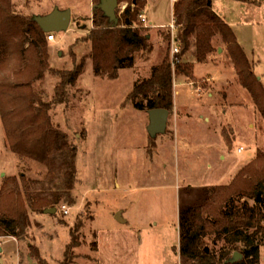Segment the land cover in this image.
<instances>
[{"label": "rangeland", "instance_id": "374dc122", "mask_svg": "<svg viewBox=\"0 0 264 264\" xmlns=\"http://www.w3.org/2000/svg\"><path fill=\"white\" fill-rule=\"evenodd\" d=\"M219 1L216 10L234 23L264 84V22L253 25L264 19V0L258 9L236 0ZM14 2L18 12L33 17L55 7L71 9L68 30L48 34L55 35L48 40L49 61L53 67L80 64L84 50L74 43L91 31L94 0ZM175 3L148 0L144 14L150 26L144 29L154 50L148 57L138 54L136 63L116 78L96 74L91 56H83L86 68L70 88V101L50 112L54 126L78 148L77 176L70 189L74 202L63 200L54 214L30 210L27 238H0V264H65L74 235L80 244L69 264H186L179 253L182 212L189 219L191 209L208 196L207 188L231 183L258 150L264 151V118L241 85L220 35L213 39L208 62L197 61L193 49L181 57L194 62L195 80L181 84L184 80L174 75V107L164 133L153 137L147 128L148 108L137 109L128 101L134 84L151 76L169 50L173 59L166 36ZM126 6L119 2L116 10L121 13ZM57 83V77L47 74L44 87L53 94ZM48 172L45 164L20 157L9 147L0 112V188L8 177L20 181L23 174L31 182ZM260 257L258 264H264V246Z\"/></svg>", "mask_w": 264, "mask_h": 264}, {"label": "trees", "instance_id": "16d2710c", "mask_svg": "<svg viewBox=\"0 0 264 264\" xmlns=\"http://www.w3.org/2000/svg\"><path fill=\"white\" fill-rule=\"evenodd\" d=\"M101 2L94 0L91 31L74 46L81 44L84 55L91 56L96 74L114 79L121 69L136 63L138 54L148 57L154 50L140 19L148 0H119L127 6L121 13L116 10L114 19L102 10ZM173 15L179 54L170 59L169 50L153 67L151 76L134 84L128 101L132 99L140 110L165 107L170 111L174 107V75L195 80L194 62L181 57L193 49L197 61L208 62L215 50L213 39L220 35L241 85L251 93L255 109L264 118L262 79L255 74L233 27L214 10L213 0H177ZM48 34L33 16L18 12L14 0H0V112L8 144L15 154L37 160L49 170L44 179L31 182L23 174L20 181L14 177L4 180L0 188V238H27L32 224L30 210L44 212L63 200L74 202L70 189L77 176L78 148L54 126L50 112L70 101V88L78 84L86 61L83 55L75 68L65 63L53 67ZM171 36H166L170 42ZM47 74L59 81L53 94L44 87ZM139 97L147 104L136 100ZM31 186L34 192H30ZM207 193L191 209L189 219L184 220L182 212L179 253L186 264H258L264 246V151L258 150L231 183L209 187ZM79 244L74 235L65 264L71 263V252ZM236 251L243 257L232 263Z\"/></svg>", "mask_w": 264, "mask_h": 264}, {"label": "water", "instance_id": "95a60500", "mask_svg": "<svg viewBox=\"0 0 264 264\" xmlns=\"http://www.w3.org/2000/svg\"><path fill=\"white\" fill-rule=\"evenodd\" d=\"M119 0H102L101 8L107 13L111 19L117 17L116 9L118 7ZM34 19L37 21L41 29L45 32H58L61 33L68 30L72 21V11L69 8L59 9L55 7L52 11L46 13V15H35ZM149 112V133L155 137L160 133H164L167 130V125L171 111L167 108H151L147 110ZM57 207H51L44 210V213H56ZM2 251V248H0ZM242 253L236 251L230 262L234 263L242 259ZM37 264V263H35Z\"/></svg>", "mask_w": 264, "mask_h": 264}, {"label": "built area", "instance_id": "2783aa9c", "mask_svg": "<svg viewBox=\"0 0 264 264\" xmlns=\"http://www.w3.org/2000/svg\"><path fill=\"white\" fill-rule=\"evenodd\" d=\"M174 1H177V0H174ZM140 19H141V22H142L144 27L149 26L148 18L145 14L141 15ZM169 28H171V35H172L171 36L172 54H173V59H175L176 54H179V52H180V46L177 44V39H176L177 27H176L174 18H173V23L170 25ZM54 38H55L54 33H52L48 36L49 40L54 39ZM199 91H200V89H199ZM62 208H63L64 212L67 214L68 209H66V206L63 205Z\"/></svg>", "mask_w": 264, "mask_h": 264}, {"label": "crops", "instance_id": "0c3cea01", "mask_svg": "<svg viewBox=\"0 0 264 264\" xmlns=\"http://www.w3.org/2000/svg\"><path fill=\"white\" fill-rule=\"evenodd\" d=\"M236 1H238V2H240V3H242V4H245L244 6L250 4V5L253 6V8H257V9L259 8L260 3H261V0H257V1H258L257 3L252 2L253 0H252L251 2H250V1H244V2H243V1H240V0H236ZM220 3H221V1H219V3H217L216 0H213V8H214V10H215V11H216L221 17H223V16H222V13H221L219 10H216V8H215L216 4H217V6H218V5H220ZM257 9H253V10H256V11H257ZM147 18H148V17H147ZM224 20H225V19H224ZM261 20L264 22L263 17H261L260 19L257 20V22H254L253 25H256V24H257V25L259 26ZM251 23H252V22H251ZM251 23H249V24H251ZM229 24L232 25V27L234 26V25H233V24H234L233 22H230ZM261 24H264V23H261ZM261 24H260V25H261ZM149 26H150V25H149ZM160 28H161V27H160ZM237 37H238V40L241 42V39L239 38L238 33H237ZM176 78H177V79L182 78V79L184 80V81L181 80V84H183V83L186 84V82H188L187 77H183L182 75L177 76ZM209 82H210V81H209ZM209 82H208V83H209ZM207 85H208V84H207ZM178 120H179V118H178L177 121H176V125L178 124Z\"/></svg>", "mask_w": 264, "mask_h": 264}]
</instances>
